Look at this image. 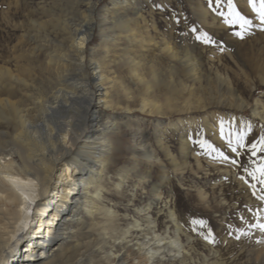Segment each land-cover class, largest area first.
<instances>
[{"label":"bare ground","instance_id":"bare-ground-1","mask_svg":"<svg viewBox=\"0 0 264 264\" xmlns=\"http://www.w3.org/2000/svg\"><path fill=\"white\" fill-rule=\"evenodd\" d=\"M87 9L80 23L62 27L65 38L46 55L50 71L46 83L34 85L25 70L22 78L7 60L0 64V80L4 81L0 91V264H167L170 260L187 264L191 257L180 239V222L167 203L164 210L173 226L171 232L159 230L158 215L150 202L134 205L131 213L127 209L119 212L104 184L106 179L111 181L110 164L120 146L129 153L131 168L114 173L116 194L126 189L129 170L139 174L140 161L157 162L163 176L167 175L164 162L140 126L122 119L131 118L136 108L161 116L162 103L151 95L150 80L140 72L136 56L125 53L122 63L127 65L129 79L124 81L115 73L116 60L110 53V45L119 46L123 35L126 41L147 49L148 40L137 36L135 27L138 20L146 26L145 19L137 10L135 17L120 16L109 6L95 19L91 1ZM95 26L104 39L88 57L86 47L93 41ZM107 32H114L112 42ZM162 44L160 51L179 61L186 81L200 82L205 76L200 60L189 51L179 53L166 39ZM138 83L144 93L131 88ZM196 101L194 108H202ZM262 109L255 107L253 116L264 120ZM179 120L166 124L176 127ZM127 128L136 131L128 143ZM156 144L167 149L161 138ZM160 194L153 186L152 197L160 198ZM134 197L131 193L126 201L132 204ZM261 246L259 255L264 251Z\"/></svg>","mask_w":264,"mask_h":264},{"label":"rangeland","instance_id":"rangeland-1","mask_svg":"<svg viewBox=\"0 0 264 264\" xmlns=\"http://www.w3.org/2000/svg\"><path fill=\"white\" fill-rule=\"evenodd\" d=\"M85 1L0 0V64L7 60L12 71L22 78L25 70L31 75L34 85L46 83V75L50 72L46 69V55L54 44L65 38L64 25L73 28L88 15V1L94 3L95 19L105 6L118 11L120 16L135 17L136 10L141 13L146 26L138 20L136 35H143L148 40L147 49L136 42L126 41L123 35L117 42L119 46L110 45L113 49L111 58L116 60L112 67L127 81L129 73L122 60L126 54L136 56V60H140V72L150 80L151 95L162 103L161 116L147 115L136 108L131 118L123 116L122 119H130L132 124L140 126L155 155L164 162L167 175L163 176L157 162L140 161L137 167L139 174L129 170L131 176L126 189L122 195L116 194L114 173L121 168H131L130 155L126 148L120 146L121 150L116 152L110 164L111 181L106 179L104 182L110 189L108 197L112 199L111 203H116L115 207L120 208L119 212L127 209L131 213L134 205L150 202L158 215L159 230L171 232L173 226L167 221L164 210L167 203L180 222V239L191 257L186 260L187 264H264V251L260 255L257 251L261 245L264 248V232L251 227L252 224L264 223V214L258 215L264 204L252 195L254 189L249 185L257 182L244 171L245 166L249 171L257 167L264 152L252 156L249 149H238L241 151L240 163L232 165L216 158V153L205 154L204 148L189 142V136L195 140L199 138L197 133L202 132L204 140L225 155L236 158L219 138L217 122L220 120L228 121L229 127L237 130L243 125L245 144L264 137V120L252 113L255 107L261 112L264 106V25H260L248 0H233L236 10L251 21L242 38L233 35L234 31L240 30L239 25H225L223 18L217 15L226 11V7L223 2L218 6L215 0ZM115 31H119L118 28ZM202 32L215 42L205 44L197 40L196 36ZM113 33L106 34L110 42L115 37ZM92 39L86 47L88 57L104 39L97 26ZM163 39L168 40L179 53L189 51L200 60L205 74L200 82L186 81L180 74L179 61L160 51ZM3 86L1 79L0 91ZM131 88L139 94L145 91L140 83L136 86L131 84ZM196 100L203 104L202 108H194ZM116 114L123 112L116 111ZM177 119L180 120L176 127L167 126L168 121ZM127 129L125 139L128 143L134 139L136 131ZM158 138L167 149L158 148ZM240 176H244L248 184L240 180ZM153 186L159 188L160 198L152 197ZM131 193L135 195L132 204L126 201ZM195 220H203L205 224L194 223ZM209 232L211 243L204 239ZM257 254L259 259L256 260ZM167 264L181 262L170 260Z\"/></svg>","mask_w":264,"mask_h":264},{"label":"snow or ice","instance_id":"snow-or-ice-1","mask_svg":"<svg viewBox=\"0 0 264 264\" xmlns=\"http://www.w3.org/2000/svg\"><path fill=\"white\" fill-rule=\"evenodd\" d=\"M215 2L218 6L222 2L225 4L226 11L218 12L217 15L223 18V23L225 25H239L240 30L234 31L233 35L242 38L243 35L248 31V25H250L251 21L246 19L243 15L240 14V12L236 10L233 0H215ZM248 5L256 14V18L260 21V25H264V0H248ZM260 25H257V27H259ZM196 39L201 40L205 44L215 42L208 37L207 33L203 32L197 35ZM217 133L219 135V138L230 149L231 153L235 154L236 158L225 155V153L220 151L219 148H216L210 142L204 140L202 132L197 133V136L199 138L195 140L192 138V136H189V142L195 143L201 148H204L205 154L214 152L216 153V158L223 159L224 161L231 163L232 165H238L240 163L239 158L241 157V151H238V149L243 150L247 148L251 151L252 156H256L257 152H264V137H259L257 140H253L249 144L244 143L246 132L243 125H241L239 130H237L229 127L228 121L220 120L217 122ZM259 160L260 164L257 167L249 171L248 167L245 166L244 171L247 172L248 176H250L253 181L258 183L259 187H257V183L250 184L249 187L251 189H254L252 195L262 204H264V156L259 157ZM255 163L256 162L253 161V164ZM239 179L242 180L245 184H248V181L244 176H240ZM259 214H264V208L261 209V212L258 213V215ZM193 222L200 225L205 224V221L203 220H195ZM251 227H258L262 232H264V223L252 224ZM243 235H247V233H243ZM210 237L211 232H209L208 235L204 236V239L211 243L212 240L210 239Z\"/></svg>","mask_w":264,"mask_h":264}]
</instances>
